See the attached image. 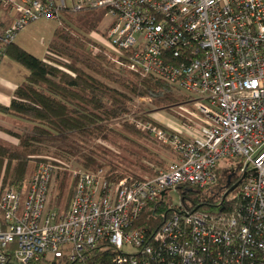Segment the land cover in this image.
<instances>
[{"label":"built area","instance_id":"2783aa9c","mask_svg":"<svg viewBox=\"0 0 264 264\" xmlns=\"http://www.w3.org/2000/svg\"><path fill=\"white\" fill-rule=\"evenodd\" d=\"M6 6L19 17L1 44L43 16L59 23L63 10L105 9L107 28L91 36L119 64L186 93L198 121L161 126L132 112L174 159L143 180L72 170L60 212L50 207L56 167L37 163L22 191H0V264H264V0H0ZM229 170L244 176L232 210L173 202L184 187L221 192L218 172ZM163 199L174 205L168 218L154 231L134 227Z\"/></svg>","mask_w":264,"mask_h":264},{"label":"trees","instance_id":"16d2710c","mask_svg":"<svg viewBox=\"0 0 264 264\" xmlns=\"http://www.w3.org/2000/svg\"><path fill=\"white\" fill-rule=\"evenodd\" d=\"M103 16L105 9L102 8L79 12L63 10L43 58L32 55L13 41L0 43L4 53L28 71L26 79L16 87L10 104L0 109L32 123L21 133L7 130L16 137L15 144L0 141V191L5 188L22 191L33 164L47 162L57 166L50 207L60 212L67 208L74 192L70 158L78 168L74 170L104 169V177L112 182L127 177L143 180L154 176L156 171L146 162L163 165L158 152L163 147L161 142L136 127L133 121L122 120L118 126L112 122L127 115L131 102L137 97H146L155 108H162L177 104L188 95L170 83L130 70L115 61V54L91 36L92 32L99 31ZM148 117L146 120H151ZM144 138L156 144V150L140 142ZM56 140L64 146L46 152L48 158L42 146ZM105 142L124 155L106 148ZM218 182L224 183L220 172ZM176 193L188 211L216 213L232 210L240 204L238 190L226 197L222 192L209 193L192 187H184ZM64 201L66 205L62 207ZM173 208L171 200L164 199L156 206L149 205L138 216L134 227L154 231L164 216H170Z\"/></svg>","mask_w":264,"mask_h":264},{"label":"rangeland","instance_id":"374dc122","mask_svg":"<svg viewBox=\"0 0 264 264\" xmlns=\"http://www.w3.org/2000/svg\"><path fill=\"white\" fill-rule=\"evenodd\" d=\"M110 19H111V17L108 15L103 16V19H101L99 26H98L99 34L104 32V30L107 28V25H108V22ZM57 25H58V22L55 19H51V18L46 17V16H43L37 20L31 21L30 23L25 25L24 28H22L21 30H19L17 32V34L20 35V37H21L20 43L22 44V46L24 47V49L27 52H29L32 55L39 57V58L43 57L46 53L48 42L53 38L54 30H55ZM187 100H188V98L185 97L184 100H182L181 102H179L177 104L169 105V106L162 107V108H155L151 104L150 99H148L146 97L145 98L137 97L131 102L130 111L127 113V115H124L122 117V119L117 118L116 120H114L112 122V124L114 126H118L119 125L118 123L122 120L131 121L129 118V115L132 112L135 113V118H137V119L141 118L142 120H146L147 117L149 116L148 117L149 119H151L155 124H157V123L161 124V126H163V124L166 123V121H165L166 119H168L169 121H171L173 119L179 120V121H184L190 117V118H192V120L194 122H197L198 120L193 119L191 114H195L198 116V113L196 112L195 107L191 103H187ZM13 116H12V118L10 117V122L12 123L13 126H16L18 128V129L16 128L17 133H21V131H23L24 129H29L31 127V125H32L31 122L24 120V119H21L17 116H14V117ZM3 133H4V136L0 137V141L6 142V143H11V144L12 143L15 144L17 142L16 137H14L10 133H8L7 130H4ZM140 142H143L144 144H146L150 148H154L153 151L156 150V148L154 146H157V145L156 144L152 145L151 144L152 142L147 140L146 138L140 140ZM161 144L163 145V147H161V149H159L158 152L164 160L163 165L162 166H156V165H153V164L148 163V162L145 163V164H148L149 166H151L154 171H157L158 169L166 166L168 163H170L174 159V156H173L170 148L163 143H161ZM103 145L106 148H108L109 150H111L112 152H114L115 154H118L121 156L124 155L121 150H119L117 147L113 146L112 144L105 142V143H103ZM61 146H64V144L61 141L56 140V141H51V142H45L44 145L42 146V150L44 151V153L53 152ZM46 156L48 157L49 154H47ZM236 162H237L236 159L233 160L232 162L222 160L219 162V165L221 168H224L226 166L235 165ZM69 165H70L69 169H72V170L78 169L77 166L74 164L73 158H70V164ZM35 166H36V163L33 164L32 168L30 170L29 176L34 171ZM55 167L57 168V166H55ZM102 170H103V173L106 172V170H104V169H102ZM223 173L224 172L221 171V178H222V180H225V175ZM70 174H71V181L73 183L72 186L74 188L75 179L72 176V172H70ZM54 189H55V178L53 177V187L51 190V197H50L51 201L54 197ZM170 196L172 197L173 202L176 203L177 202V195L175 193L171 192ZM62 205H63L62 207H64L66 205V202L64 201V203Z\"/></svg>","mask_w":264,"mask_h":264},{"label":"crops","instance_id":"0c3cea01","mask_svg":"<svg viewBox=\"0 0 264 264\" xmlns=\"http://www.w3.org/2000/svg\"><path fill=\"white\" fill-rule=\"evenodd\" d=\"M18 17V12L8 6L0 8V31L12 26ZM20 38V35L16 34L13 43L24 48L20 43ZM27 74L28 71L23 65L10 58L4 53V50L0 48V106L7 107L10 104L16 87L26 79ZM12 116L13 115L0 109V137L4 136L3 131L5 129L13 132H16L18 129L10 122V117L12 118ZM165 121V125H172V122L168 119Z\"/></svg>","mask_w":264,"mask_h":264},{"label":"flooded vegetation","instance_id":"af4514ba","mask_svg":"<svg viewBox=\"0 0 264 264\" xmlns=\"http://www.w3.org/2000/svg\"><path fill=\"white\" fill-rule=\"evenodd\" d=\"M223 174L225 175V180L221 185V192L223 196H228L233 191H235L236 188H238V186L240 185V178L238 174L233 170L225 171ZM231 188L232 190H230Z\"/></svg>","mask_w":264,"mask_h":264},{"label":"water","instance_id":"95a60500","mask_svg":"<svg viewBox=\"0 0 264 264\" xmlns=\"http://www.w3.org/2000/svg\"><path fill=\"white\" fill-rule=\"evenodd\" d=\"M243 177H244V176L241 177L240 181L243 179ZM230 190H232V188H231Z\"/></svg>","mask_w":264,"mask_h":264}]
</instances>
